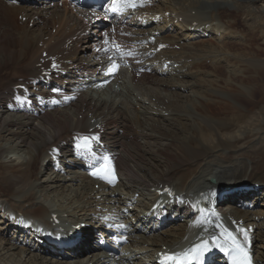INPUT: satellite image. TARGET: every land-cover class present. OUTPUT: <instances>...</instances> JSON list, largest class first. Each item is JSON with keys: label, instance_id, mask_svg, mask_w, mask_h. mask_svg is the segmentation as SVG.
<instances>
[{"label": "bare ground", "instance_id": "obj_1", "mask_svg": "<svg viewBox=\"0 0 264 264\" xmlns=\"http://www.w3.org/2000/svg\"><path fill=\"white\" fill-rule=\"evenodd\" d=\"M184 4L178 0H152L144 11L158 15V22L151 24L147 19L144 24H150L149 29L133 30L132 24H128L130 28L126 29L134 40L153 37L155 43L167 44L170 49L173 45H179L183 49L182 52H162V58L170 61L174 67L168 70L158 62L155 69L170 78L157 79V73L154 77L141 73L138 78L133 71L130 74L119 73L113 82L117 87L124 85L126 80L136 85H151L155 80H160V89L171 91L167 93L175 97L172 101L156 95L151 88L157 111L150 114L157 115L158 119H145L144 123L148 124L146 131L141 129V121L133 123L129 120L125 100L119 101L121 89L107 86L110 93L115 95L110 101L103 98L98 90L89 94L82 92L83 88L92 86L90 76L96 82L109 79L101 72L107 65L106 60L94 55L96 50L93 49L99 45L101 32H107L108 28L110 32L115 30L113 21H105L110 27L100 30V24L91 23L92 18L88 14L73 13L66 4L32 7L21 2L14 5L11 0H0L1 10L19 12L22 20L35 28L32 32L39 31L33 34L29 45L25 40V44L8 58L0 57V79L4 80H0V264H154V257L161 252L191 246L212 236L220 239L213 233L219 226L229 227L227 216L237 220L242 227L254 229V259L256 264H264V213L258 210L242 211L236 205L241 200L253 203L252 199L258 207L264 205V131H259L256 140L249 142L242 131L244 121L236 116L231 120L236 125L235 130L220 133L215 123L189 113L190 96L187 97V104L180 102V98L184 99L181 89L189 90L191 95L194 93L191 84L181 80L189 75L188 58L192 48L203 40L221 35L219 11L224 6L232 7L235 11L244 6L238 0H185ZM178 5L180 8H177ZM167 8H173L171 21L165 11ZM256 11L264 12V7L260 6ZM225 22L230 21L221 20V25L228 29L229 34L232 23ZM178 25L181 26L176 36L173 32ZM217 47L222 52H228L227 48ZM90 51L95 59L85 61ZM235 56L238 61L242 60L239 55ZM14 61L18 63L17 66H13ZM244 62L247 67L264 70V59ZM51 63L64 68L72 67V71L57 84L53 80L44 82L37 78V66L47 67ZM7 66H10V70H7ZM17 79H28L27 94L13 91L14 86L22 83ZM47 85L67 87L74 98L66 108L47 112L34 119L33 115L38 116L42 110L37 104L31 106L30 103L46 92ZM126 87L124 85L123 89ZM14 95H18L20 101L12 99ZM163 112L176 118L181 116L182 120L173 119L167 125L163 124L165 121L161 122L160 117ZM186 115L195 117L196 121L189 125L191 129L187 132V138L184 137L174 146L175 141L168 139V134L171 132L175 136L183 133L184 124L181 123L186 122ZM124 125L131 127L132 133L128 137L132 144H136L137 140L142 142V146L137 145L140 154L131 155L132 144H125L128 137L123 135L124 141L119 140ZM90 129L100 132L102 138L101 143L96 145L95 156L82 152L78 144L71 140L73 134H83ZM235 142L239 146H230ZM13 153H23V157L11 160L8 156ZM57 157L60 158V170L50 169L51 175L39 182L45 165L49 166ZM129 159L135 165L134 170L126 166ZM100 162L106 163L105 168L99 165ZM94 171L98 176H103L105 172L106 178L113 180L116 186L113 189L108 187L104 179L92 174ZM211 179L213 182H210ZM165 184L185 196L173 200L172 221L157 227V223L148 220L149 217L145 218L144 213L150 209L152 213L156 210L161 212L155 192ZM247 186H251L249 191L235 192ZM254 186L263 188L260 194H256L258 189L254 191ZM123 192L126 198H122L125 195ZM200 192L210 193L201 199V203L196 199ZM133 195L138 203L147 201L141 207L137 206ZM225 195L229 196L221 203L229 207L225 211L218 208L219 215L215 220V216L209 213L210 207ZM125 210L134 216V224L124 215ZM19 214L21 218H17ZM54 214L67 229L78 225V222L91 227H86L82 239L66 252L51 248L34 232L35 229H47L48 220ZM208 220L212 222L211 226H207ZM17 223L27 228L18 231ZM92 226L97 232H126L128 245L119 255H111L98 245L97 239L92 241ZM218 236H222L220 230ZM64 254L70 260L61 261L60 257Z\"/></svg>", "mask_w": 264, "mask_h": 264}, {"label": "rangeland", "instance_id": "obj_2", "mask_svg": "<svg viewBox=\"0 0 264 264\" xmlns=\"http://www.w3.org/2000/svg\"><path fill=\"white\" fill-rule=\"evenodd\" d=\"M178 2H180V4H184L185 0H178ZM238 2L239 4L241 2V6H244L241 7V9L238 11H235L232 7L225 6L221 9V11H219L221 16L220 21H218V27L221 32V35L219 33L220 36H213L208 40L199 42V46L198 44H196L197 46H192V54L188 58L190 64L188 68L189 75H187L186 78L180 79L184 82H189L191 84V88H194V93L191 95L189 90L184 91L181 89V97H184V99L181 100L180 98V102L182 104H187V97L190 96L191 101L189 103L191 104L189 105V113L196 115L206 120L207 122L215 123L216 127L219 129L218 132L220 133L230 131L233 132L236 125L231 120H233L236 116L241 118L242 121H244V126L241 125L243 127L242 131L249 138V142H252L256 140L255 138L258 137L259 131H264V70H256L247 67L244 61H261L262 59H264V12L256 11L258 7H264V0H249L245 2L238 0ZM161 4L163 5L164 9H166V5L163 2H161ZM177 8H180V5H178ZM172 10L173 8H167V10H165L166 14L168 13L169 21H171V16L174 15L172 14ZM0 14V31L2 30L0 32V57L8 58L11 53L13 54V52L17 51L19 47L25 44V40L29 45V42L32 41L31 39L33 37V34L36 35L39 31L32 32V30H35V28L27 25V23L22 20L20 13L17 11H14L12 9H8V11L0 9ZM26 14L28 15L29 12H27ZM221 20L230 21L225 22L228 24L232 23L229 27V29L232 31L229 34L228 29H226L225 26L221 25ZM105 23H107L108 27H110V24L108 22ZM180 26L181 25H178V27L175 26L173 33L176 36H178L176 32L179 31L178 28H180ZM152 27L155 26L153 25ZM106 31L110 32V29L108 28V30L106 29ZM127 32L130 36H132L129 31ZM175 46L177 47L176 50H174ZM217 46L227 48L228 52H222V50ZM180 48L181 47H179V45H173V48L166 50L165 53L170 50L182 52L183 49ZM194 49L196 51H194L195 53L193 52ZM214 49L215 51H213ZM162 52L157 54V58H162ZM218 54H222L223 57L222 55L221 57H218ZM236 54L239 55L240 58H242V60H240L241 62L237 60L238 57L235 56ZM93 56L94 55H91L90 52H88L85 56V61L94 60L95 58ZM26 60H28V57L26 58ZM17 64L18 63L14 61V65H12L17 66ZM10 66L6 67L7 70H10ZM1 74L2 70H0V75ZM140 76L141 75H138V78ZM157 79L163 80L164 78ZM0 80L4 81L3 79ZM17 80L19 81L21 79ZM159 81L155 80V83H151V85H136L135 83L133 84L129 80H126L124 85H127V87L125 89H123L124 85L119 84V86L116 87V82L112 83V88H114L115 90H122V95L120 97L121 99L119 98V101L125 100L127 108L129 109V120H131V122L133 123L138 120L141 121L142 124L140 127L142 130L147 131L148 128V124L146 125L144 123L145 119L149 118L148 121H153L152 118L156 120L158 119L157 115H151L157 111V105L152 100V89L158 96L169 98L170 101L175 99L173 95H169V93H167L171 92L169 91V89L167 90V92H164L160 89V86H158V84H160ZM87 93L89 94L90 92ZM98 93L108 101L112 100L115 96L112 95L107 88L98 91ZM94 97H97V95H94ZM45 114L33 116L35 117L34 119H38L39 116H43ZM160 117L161 122L165 121L163 122V124H168V122L172 121L173 119L182 120L181 116L176 118L174 115H170L168 112H163ZM186 118H184L186 122L181 123L184 124L183 133H181L180 135L176 134L175 136L172 135L171 132L168 134L167 138L175 141L174 146L177 145V142L180 143L182 140H184V137L187 138V132L191 129L189 125H191L193 121H196V119H194L195 117L192 118V116L189 115H186ZM127 119L128 117L125 120ZM124 127L119 135V140L121 142L124 141L122 140L123 135H125L126 138L132 133L131 127L125 125ZM204 131H207V129H204ZM125 144L127 146L132 144L130 137L126 139ZM138 144L142 146V142L140 140H137L136 144L130 145V147H132L130 150L131 155L134 156L136 153L140 154L139 148L137 146ZM230 146L237 147L239 146V144L235 142L233 144H230ZM19 156L23 157V153H13L10 154L8 158L10 157L9 159L14 160ZM4 160L6 161V159ZM126 166L129 168V170L135 169V165L131 163L130 159L126 162ZM49 168V166L45 165V169L41 172V175L38 178L39 182L45 181L51 175ZM261 190H263V188H258V192L256 194H260ZM124 193L125 192H123V194ZM123 196H126V193L125 195H122V198ZM146 201L147 200H141V202L139 203L140 207ZM252 201L253 203L256 202L253 199ZM260 207L261 210H257L264 213V205H261ZM260 222L261 221H258V223ZM78 223L80 224V222Z\"/></svg>", "mask_w": 264, "mask_h": 264}, {"label": "snow or ice", "instance_id": "obj_3", "mask_svg": "<svg viewBox=\"0 0 264 264\" xmlns=\"http://www.w3.org/2000/svg\"><path fill=\"white\" fill-rule=\"evenodd\" d=\"M13 2H15V0H13ZM112 3H116V0H112ZM114 12H116V11H118V9H112ZM105 159H107V158H105ZM94 176H98V173L97 172H93L92 173ZM98 178H101V179H103L104 177L103 176H98ZM234 251L236 252V254L237 255H240V254H242L243 253V249H241V248H239V247H237L236 249H234ZM239 264H243V262L242 261H240L239 262Z\"/></svg>", "mask_w": 264, "mask_h": 264}]
</instances>
